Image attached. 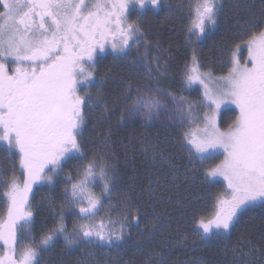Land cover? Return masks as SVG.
Returning <instances> with one entry per match:
<instances>
[{
	"label": "snow or ice",
	"instance_id": "6c2138e0",
	"mask_svg": "<svg viewBox=\"0 0 264 264\" xmlns=\"http://www.w3.org/2000/svg\"><path fill=\"white\" fill-rule=\"evenodd\" d=\"M165 4L166 0H0V143L11 157L18 155L23 177L8 178L0 167V183L5 189L0 195L7 201L6 219H0L4 248L0 264H40L42 253L59 237L68 250L82 245H116L130 227L126 223L129 216L138 219L125 205L119 229L114 221H95L104 209V197L110 202L116 190V170L104 156L94 153L88 159L81 138L86 110L105 103L104 79L95 73L99 54L110 46L113 53L126 57L146 40L140 17L148 10L163 9ZM222 11V0H195L187 28L189 43L192 37H206ZM133 13L136 21L130 19ZM248 25L244 41L247 60L241 63L240 45H235L227 75L213 77L201 71L193 50L184 82L188 87L203 86L202 113L185 97L167 93L173 104L168 119L181 125L187 122L182 135L190 159L203 163L223 155L204 173L205 179L222 177L226 187L216 196L211 216L196 221L200 239L231 232L251 207L257 203L264 206V12L253 16ZM92 87H96L95 97L87 90ZM127 94L134 100L130 116L143 107V115L151 120L155 110L167 108L156 95L142 94L140 89L134 95L130 84ZM229 103L235 105L238 115L222 130L218 116L221 107ZM124 118L122 110L119 119ZM110 136V132L105 136V145ZM74 159L86 163L79 166L75 178L70 174L65 177L57 222L37 241L31 229L33 186L43 182L55 185ZM97 183L99 194L94 190ZM65 209L78 217L71 230L66 226ZM29 238L30 242L21 246ZM155 264L166 261L161 257Z\"/></svg>",
	"mask_w": 264,
	"mask_h": 264
},
{
	"label": "trees",
	"instance_id": "16d2710c",
	"mask_svg": "<svg viewBox=\"0 0 264 264\" xmlns=\"http://www.w3.org/2000/svg\"><path fill=\"white\" fill-rule=\"evenodd\" d=\"M174 1L169 0L163 13L141 25L146 34L153 35L162 44V55L167 57L168 68H171L167 76L175 81V87L172 81L168 87L178 93L177 85L191 65L193 50L200 61L201 71L218 77L227 74L231 66L229 54L235 45H245L248 21L264 12V0H222L223 11L218 23L206 37L200 40L192 37L191 43L188 33L183 32L184 21L178 15L176 18L169 15L176 3ZM133 54L124 61L113 59L109 64L103 62L98 67L97 78L104 79L102 91L105 102L111 101L125 85L140 82L141 76L130 68V63L135 62ZM183 90L184 97L196 98L193 88L183 87ZM95 95L96 87H93L92 96ZM98 106L93 105L91 109L94 111H87L85 137L81 140L88 159L94 153L104 156L116 170V190L111 194L110 202L109 198L106 200L100 218L116 222L115 228L119 229L127 205L138 219L132 220L129 216L126 223H130V227L126 229L124 240L109 250L110 260L102 256L101 261L90 262L148 264L151 259L155 264L162 257L166 264H193L194 261L199 264H264V206L259 203L245 212L231 232L204 239L197 234L196 221L200 216H211L216 196L226 187L221 177L205 179L204 176L209 167L221 161L222 155L203 163L190 159L182 135L188 126L127 129V133L111 134L105 145L107 127L96 122ZM237 114L235 108L225 109L221 115V127L227 128ZM100 136H103L101 141ZM78 161L71 171L74 178L79 166L86 163V160ZM94 187L100 188L99 183ZM43 197L52 198L53 192L49 191ZM3 210V206L0 207V216ZM46 218V212H41L35 225L31 226L37 241L44 232ZM48 223L51 226L52 221ZM29 242L30 238L25 239L21 246ZM95 249L98 251L97 247ZM47 256L44 251L41 258Z\"/></svg>",
	"mask_w": 264,
	"mask_h": 264
},
{
	"label": "rangeland",
	"instance_id": "374dc122",
	"mask_svg": "<svg viewBox=\"0 0 264 264\" xmlns=\"http://www.w3.org/2000/svg\"><path fill=\"white\" fill-rule=\"evenodd\" d=\"M175 4L172 5L171 7V12L172 14H169L173 17L178 15L180 19L184 21L185 24V29L183 32L187 34V28L190 24V18L189 14L191 9L194 6V1L193 0H175ZM177 17V16H176ZM175 17V18H176ZM144 36L146 37V40H141L140 42V47L135 50V53L133 54L134 61L133 63H130V68L132 72L135 74H138L141 76L140 82L136 83H131L130 85L132 86L133 89V94L135 95V90L140 89L142 94L145 95H156L162 100L165 101L167 104V108H160L158 110L154 111V114L152 116V119L149 120L147 119L144 115V109L141 107L140 111H137L134 115L130 116V112L132 111V108L134 106V100L132 97L128 96L127 94V88L128 85H125L124 89L116 94L111 101H106L104 104H99L97 107L98 116H97V124L103 125L105 128L107 127V135L109 132L111 134H117L118 132H125L127 133V129L135 130L140 128L141 129H147L149 127H159L164 128L167 127L166 129L170 127H181V126H188L187 122H185L184 125H181L178 121L176 120H171L168 119V111L173 107L171 99L167 96V93H172L175 96H183L182 94L185 93L183 90V87L187 88L188 90L190 88H193L196 98H186L187 102L191 103L192 105L195 106L196 109H198L201 113L203 111V105L200 103V101L203 99V86L200 84H194L191 87L186 86L184 82V76L183 79H180L179 85H177L178 93H174L169 89L170 81L172 86L175 87V81L172 77L167 76V71L170 70L171 68H168L167 65V57L162 55V44L152 37L153 35L146 34L144 32ZM248 57V51H247V46L242 45L240 47V50L238 52V58L240 59L241 63L243 64ZM159 66H158V63ZM11 66V65H10ZM168 68V69H167ZM186 72V71H185ZM212 74V73H211ZM97 75V74H96ZM185 75V73L183 74ZM227 75V74H226ZM213 77H218L212 74ZM224 76V75H222ZM210 87L212 86L211 84L209 85ZM182 91V92H181ZM127 98L128 103H124V100ZM105 107L108 109L105 111ZM92 108V107H91ZM236 109L235 105L232 104H226L221 107L220 114L218 116V124L221 127V115L224 112L225 109ZM123 110V115H124V120L121 121L120 115L121 111ZM237 110V109H236ZM91 111H94L91 109ZM238 112V110H237ZM238 115V114H237ZM201 127L203 126L202 124L200 125ZM192 127H195V124L192 125ZM221 129H226L221 127ZM106 135V136H107ZM103 139V136L99 137V140L101 141ZM222 151V150H221ZM223 159V155L221 160ZM222 178V177H221ZM223 179V178H222ZM97 191L96 189H94ZM50 219L53 218L50 217ZM54 225V221L52 222L51 226ZM179 249L178 247H176ZM82 252V251H81ZM86 257L87 255L85 253H81V260L80 264H85L83 262H87L86 259L82 257ZM48 260H50L48 258ZM47 261V258H41L40 259V264H45ZM91 261H101V259H96V260H91ZM91 264H94L90 262ZM58 264H63V263H58ZM88 264V263H87Z\"/></svg>",
	"mask_w": 264,
	"mask_h": 264
},
{
	"label": "flooded vegetation",
	"instance_id": "af4514ba",
	"mask_svg": "<svg viewBox=\"0 0 264 264\" xmlns=\"http://www.w3.org/2000/svg\"><path fill=\"white\" fill-rule=\"evenodd\" d=\"M168 1L169 0H166V3H168ZM164 8H165V6L161 10H157V11L148 10V11H146L140 17L139 23L141 24L144 21H152L155 18L156 14H161L164 12ZM130 19H131V21H136L137 20L136 14L133 13L131 15ZM137 48H138V46H134L131 49V51L128 53V55L125 57V56H121V55H116L115 53L112 52L111 47L107 46L105 48V51L103 53L99 54V59H98V62L96 64V67H95V73L97 72L98 67L100 66L101 63L104 62L106 64H109L111 62V60H113V59H121L124 61L127 58L131 57V54L133 52H135V50ZM92 89H93V87L89 88L87 90L92 93ZM84 92H85V88L82 87L81 88V95H83ZM87 113L88 112L86 110L85 119L87 118ZM86 124L87 123H85V125ZM84 132H85V130L83 128V136L81 139H83L85 137ZM81 142H82V140H81ZM82 145H83V149H85L83 143H82ZM18 160H19L18 155H16L15 157H11L6 150L5 145L3 143H0V167H2L4 169V174L6 177L10 178L12 175H15L17 178H20L22 180V178H23L22 177V170L19 167ZM77 161L78 160L74 159V160L70 161L65 166L63 174L58 178V181L55 185L49 186L46 182H43V183H40L38 185L33 186V192L30 195V201L32 203V211L34 213L32 225H35V223H36L35 221H36V219H38L41 212H43V213L46 212L48 218H46V221L44 222L45 223V225L43 226L44 232L47 231L48 229L52 228V227H50V225L48 223L49 220L52 221V219H50V217L53 218V221L55 222L54 224H56V222H57V214L60 211V205L63 203V189L66 186L65 185V177L68 176L69 174L72 176L71 171L74 170V167H75L74 165L77 164ZM52 189H54L52 198L51 197H43L44 195H46L48 193L49 190H52ZM4 190H5L4 185L2 183H0V193H2ZM106 200H107V197H105L104 201H106ZM52 201L55 202L54 205L52 203H50ZM2 206H3L4 210L2 212V215L0 216V219H6L7 201L4 199V197L2 195H0V207H2ZM43 206H44V208H43ZM102 213H103V209L94 218L97 223L101 220L100 215H102ZM76 218H78V217L74 216L72 213L68 212L67 209H65V221H66V226L68 227L69 230H71L73 223L77 222ZM103 220L107 224L108 221H106L105 219H103ZM55 245H56V247L52 248L53 247L52 246V247H49L47 250H45L46 254L49 255V256H47V261L45 264L80 263V260H81L80 247L74 248L71 250L66 249L63 237H59L56 240V242L54 243V246ZM82 247H83L82 252L87 255L86 257H83L84 255H82V257L84 259H86L87 262H90L91 260H96L98 258V254H99L98 252H101V251L105 252L107 254V258L109 260L110 245H90V246H83L82 245ZM95 247L98 248V252L95 251L96 250ZM49 250H51L50 253H49ZM3 251H4V248L2 246V242H0V253H2ZM55 254H57V255H55ZM48 258L50 260H48Z\"/></svg>",
	"mask_w": 264,
	"mask_h": 264
}]
</instances>
